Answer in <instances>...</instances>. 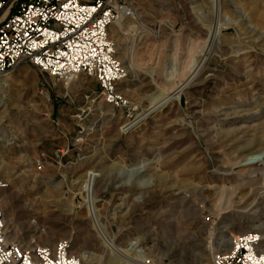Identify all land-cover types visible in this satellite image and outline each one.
Instances as JSON below:
<instances>
[{
	"label": "rangeland",
	"instance_id": "obj_1",
	"mask_svg": "<svg viewBox=\"0 0 264 264\" xmlns=\"http://www.w3.org/2000/svg\"><path fill=\"white\" fill-rule=\"evenodd\" d=\"M123 2L130 15L108 32L118 88L133 119L169 99L123 127L92 78L65 85L27 65L0 77L9 241H66L98 264L108 252L87 210L90 172L105 237L148 264H212L232 235L264 240V0Z\"/></svg>",
	"mask_w": 264,
	"mask_h": 264
},
{
	"label": "built area",
	"instance_id": "obj_2",
	"mask_svg": "<svg viewBox=\"0 0 264 264\" xmlns=\"http://www.w3.org/2000/svg\"><path fill=\"white\" fill-rule=\"evenodd\" d=\"M122 11L130 15L123 0H0V77L27 65L65 85L81 75L92 78L100 99L130 126L135 108L118 88L126 74L108 34ZM6 186L0 179V190ZM8 233L0 211V264H83L69 242L9 241ZM211 262L264 264V240L254 231L239 235Z\"/></svg>",
	"mask_w": 264,
	"mask_h": 264
},
{
	"label": "bare ground",
	"instance_id": "obj_3",
	"mask_svg": "<svg viewBox=\"0 0 264 264\" xmlns=\"http://www.w3.org/2000/svg\"><path fill=\"white\" fill-rule=\"evenodd\" d=\"M122 17L125 16V12L122 11L120 14ZM195 74V73H194ZM194 74H191L190 77L192 78ZM189 77V79H190ZM188 79V80H189ZM187 84V81L184 84H181L179 88H183L185 87V85ZM0 85H3V81L0 80ZM180 90V89H179ZM168 94V93H165ZM169 95H159L157 97H155L150 106L147 108V110H145L144 115H147L149 113H151L152 111H154L155 109L159 108L160 106H162L164 103H166V101H168ZM144 115H139L136 117V119L130 123L131 125L138 123L140 120H142L144 117ZM253 154V153H251ZM261 162H264V158H262L261 160H259ZM259 161H255L253 159H247L246 163L247 165H254L257 164V162ZM87 174V173H86ZM88 183L86 185V187L83 189L84 191L87 192V198L89 199V205L87 206V210H88V214L93 217L92 219L94 220L95 223V227L101 237V241L103 245V247L105 248V250L108 252V255L106 257H102V256H97L94 260L98 263V264H128L129 261L132 262L133 264H148L145 261H143L141 259V256L139 254V252H137L136 250H129L128 248H122L120 244H116L114 242V240L112 239H108V237H105V228L104 226L99 223L98 220V216H96V213L94 211V207H93V185H94V181H95V177L97 176V174L94 173H88ZM249 231H255V232H259L261 234V231H259V229H253V230H249ZM249 231H245L240 233V235L245 234ZM263 236V235H262ZM112 238V237H111ZM236 238V235H232L230 237H228L225 241H222V244L224 246V249L222 251H228L230 248V245L232 243V240ZM222 239V238H221ZM134 242V241H133ZM129 254H134V258H128L127 255ZM83 258H86L85 255H83Z\"/></svg>",
	"mask_w": 264,
	"mask_h": 264
}]
</instances>
